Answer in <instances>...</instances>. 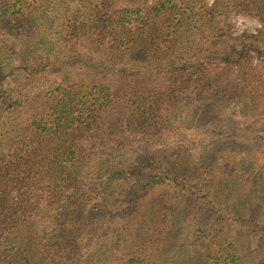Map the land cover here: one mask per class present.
Returning a JSON list of instances; mask_svg holds the SVG:
<instances>
[{"label":"trees","instance_id":"16d2710c","mask_svg":"<svg viewBox=\"0 0 264 264\" xmlns=\"http://www.w3.org/2000/svg\"><path fill=\"white\" fill-rule=\"evenodd\" d=\"M0 264H264V0H0Z\"/></svg>","mask_w":264,"mask_h":264},{"label":"rangeland","instance_id":"374dc122","mask_svg":"<svg viewBox=\"0 0 264 264\" xmlns=\"http://www.w3.org/2000/svg\"><path fill=\"white\" fill-rule=\"evenodd\" d=\"M210 2L212 0H209ZM233 23L235 25V31L233 34H238L240 33L242 30H247L249 32H254L255 29L258 27V24L255 20L243 17V16H236L233 19ZM215 126L217 125V123L214 124ZM202 127H204V125H202Z\"/></svg>","mask_w":264,"mask_h":264}]
</instances>
